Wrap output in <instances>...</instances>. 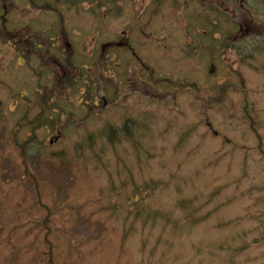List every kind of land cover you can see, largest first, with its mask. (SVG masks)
Segmentation results:
<instances>
[{"label": "rangeland", "instance_id": "1", "mask_svg": "<svg viewBox=\"0 0 264 264\" xmlns=\"http://www.w3.org/2000/svg\"><path fill=\"white\" fill-rule=\"evenodd\" d=\"M0 264H264V0H0Z\"/></svg>", "mask_w": 264, "mask_h": 264}, {"label": "trees", "instance_id": "2", "mask_svg": "<svg viewBox=\"0 0 264 264\" xmlns=\"http://www.w3.org/2000/svg\"><path fill=\"white\" fill-rule=\"evenodd\" d=\"M157 0H151V2H155ZM215 25V28L217 29L219 26ZM203 34H207L203 32ZM32 41V40H31ZM33 42V41H32ZM31 42V43H32ZM41 45V44H39ZM38 45V46H39ZM40 47V46H39ZM48 49L46 48V53H48ZM57 65H60L59 67ZM68 67H70V65H67ZM64 68H66V66H64L63 64H56V65H53V69L54 70H62V72L64 73ZM65 74L67 73H70V70L69 69H65ZM45 108V107H44ZM49 110H52L53 108H48ZM48 110V111H49ZM52 118H48L45 116V113H42L39 117V119L37 118V120H39V122L41 123H45V124H48V121H51ZM29 126H31V128L33 129L35 127V121H32V122H27L26 124L23 125L24 128H28ZM16 131L19 130L18 128L15 129ZM121 131V130H120ZM120 131H114V130H111L110 132H107L106 133V143L111 145V144H116L118 142H121L123 139H131V131L129 130V127L127 129V124H125L124 126V131L123 133L120 132ZM17 134V133H16ZM16 134L14 133V136H16ZM20 148V152H22V154H24V150H23V147L22 146H19Z\"/></svg>", "mask_w": 264, "mask_h": 264}, {"label": "flooded vegetation", "instance_id": "3", "mask_svg": "<svg viewBox=\"0 0 264 264\" xmlns=\"http://www.w3.org/2000/svg\"><path fill=\"white\" fill-rule=\"evenodd\" d=\"M239 27H241V26L239 25ZM113 46H117V47H119L120 45H119L118 42H116L115 45L113 44Z\"/></svg>", "mask_w": 264, "mask_h": 264}]
</instances>
